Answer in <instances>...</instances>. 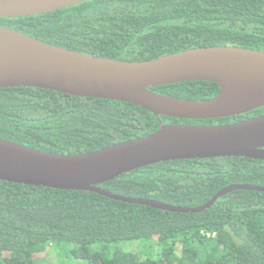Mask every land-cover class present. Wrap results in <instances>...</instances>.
<instances>
[{
    "label": "trees",
    "instance_id": "obj_1",
    "mask_svg": "<svg viewBox=\"0 0 264 264\" xmlns=\"http://www.w3.org/2000/svg\"><path fill=\"white\" fill-rule=\"evenodd\" d=\"M0 25L63 48L124 61L230 45L264 51V0H90ZM209 100L220 88L188 81L152 89ZM264 115V106L231 124ZM165 123L199 122L162 117ZM159 119L138 106L39 88L0 89V138L77 154L148 136ZM235 184L264 186V161L243 157L150 165L101 188L127 198L198 207ZM136 248H134L135 246ZM264 264V193L238 190L201 213H174L91 191L0 181V264Z\"/></svg>",
    "mask_w": 264,
    "mask_h": 264
},
{
    "label": "water",
    "instance_id": "obj_2",
    "mask_svg": "<svg viewBox=\"0 0 264 264\" xmlns=\"http://www.w3.org/2000/svg\"><path fill=\"white\" fill-rule=\"evenodd\" d=\"M90 0H0V19L38 16ZM216 84L209 100H187L153 88L188 82ZM39 88L81 98L124 102L154 114V133L77 154L37 150L0 138V181L64 191H91L130 204L174 213H201L238 191L264 193V186L235 184L198 207L127 198L100 185L150 165L176 160L243 157L264 161V115L237 123H164L218 120L264 106V51L206 46L148 61L104 58L38 40L0 25V89Z\"/></svg>",
    "mask_w": 264,
    "mask_h": 264
},
{
    "label": "rangeland",
    "instance_id": "obj_3",
    "mask_svg": "<svg viewBox=\"0 0 264 264\" xmlns=\"http://www.w3.org/2000/svg\"><path fill=\"white\" fill-rule=\"evenodd\" d=\"M135 246V245H134ZM137 246H135L134 248H136ZM57 259H58V251H57V249H55L54 248V250H53V257H52V260L53 261H57ZM67 264H87L86 262L84 263H81V262H78V261H75V260H73V259H68V261L66 262ZM55 264H58V262H56ZM60 264V263H59Z\"/></svg>",
    "mask_w": 264,
    "mask_h": 264
},
{
    "label": "flooded vegetation",
    "instance_id": "obj_4",
    "mask_svg": "<svg viewBox=\"0 0 264 264\" xmlns=\"http://www.w3.org/2000/svg\"><path fill=\"white\" fill-rule=\"evenodd\" d=\"M188 121H190V120H188ZM195 121H197V120H195ZM202 120H200L199 122H182L181 124H202V125H217V124H219V123H213V124H206V123H203V122H201ZM165 123V122H164ZM168 123V122H167ZM170 124H178V123H170ZM220 125V124H219Z\"/></svg>",
    "mask_w": 264,
    "mask_h": 264
}]
</instances>
